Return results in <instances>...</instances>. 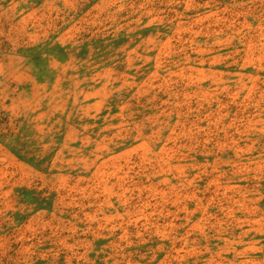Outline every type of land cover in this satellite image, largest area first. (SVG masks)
<instances>
[{
  "label": "rangeland",
  "instance_id": "rangeland-1",
  "mask_svg": "<svg viewBox=\"0 0 264 264\" xmlns=\"http://www.w3.org/2000/svg\"><path fill=\"white\" fill-rule=\"evenodd\" d=\"M0 264H264V0H0Z\"/></svg>",
  "mask_w": 264,
  "mask_h": 264
}]
</instances>
